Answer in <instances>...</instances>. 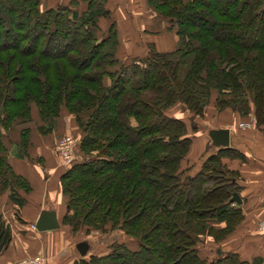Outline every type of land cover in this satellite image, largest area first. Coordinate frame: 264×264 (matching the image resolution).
I'll list each match as a JSON object with an SVG mask.
<instances>
[{"label":"trees","instance_id":"16d2710c","mask_svg":"<svg viewBox=\"0 0 264 264\" xmlns=\"http://www.w3.org/2000/svg\"><path fill=\"white\" fill-rule=\"evenodd\" d=\"M106 1L41 9V0H0V194L21 204L16 191L31 189L8 162L11 133L28 156L27 125L51 134L64 109L79 137L76 160L59 178L62 224L72 232L110 225L137 240L135 249L115 241L75 264H244L231 252L203 258L199 247L243 219L229 202L235 174L221 162L242 155L206 149L198 170H180L192 139L167 111L179 105L202 118L215 93L216 111L252 117L264 134V0H145L176 35V48L150 45L128 64L116 58L114 22L98 36L99 20L110 17ZM8 239L0 230V251Z\"/></svg>","mask_w":264,"mask_h":264},{"label":"crops","instance_id":"0c3cea01","mask_svg":"<svg viewBox=\"0 0 264 264\" xmlns=\"http://www.w3.org/2000/svg\"><path fill=\"white\" fill-rule=\"evenodd\" d=\"M70 1L41 0V9L67 5ZM134 4L137 6L132 7ZM75 9L82 12L85 5L79 2ZM106 9L110 11V17L108 20L100 19L99 26L106 30L110 23L116 24V58L121 62L128 64L136 58L145 57L150 45L158 52H171L176 48V35L167 31L166 21L152 15L145 0H107ZM215 97L216 94L212 93L211 101L201 119L202 125L197 128L196 133L186 126L192 143L187 156L180 164V170H198L200 158L206 149L208 154L218 152L211 145L208 132L227 129V149L237 151L242 157H224L221 162L235 174L236 193L240 204H232L241 210L243 219L234 231L221 241L215 242L212 237L205 238L203 258L211 260L212 253L216 255L231 252L237 254L244 264H264V232L258 230V222L262 217L261 206L264 202V134L253 126H240L251 123L252 117L240 118L230 110L216 111ZM167 115L181 120L183 118L179 105L170 108ZM78 134L73 117L65 111L60 113L51 134L41 135L36 127H32L28 156H24L20 151L18 135H11L8 142V162L13 171L29 183L31 189L28 192L16 191L24 200L21 204L10 197V192L0 194V230L9 233V239L0 251V264L17 262L39 254L45 257L46 264H75L79 259L91 256L88 252L86 257H81L76 245L88 242L91 247L92 241L74 239L62 224L67 206L61 193L59 178L66 168L60 163L55 145L57 140L67 135ZM45 212H53L56 215L58 229L38 232L34 228L39 216ZM215 227L223 228L225 224H215ZM99 247H102V244ZM218 250L220 253H217Z\"/></svg>","mask_w":264,"mask_h":264},{"label":"rangeland","instance_id":"374dc122","mask_svg":"<svg viewBox=\"0 0 264 264\" xmlns=\"http://www.w3.org/2000/svg\"><path fill=\"white\" fill-rule=\"evenodd\" d=\"M209 1L212 4H216L218 2V0H209ZM134 5H132V7H136L137 6V5H135V6ZM149 11L152 13V15L158 17V15L151 8H149ZM158 18H160V17H158ZM101 35H104V32L102 31V29L100 30V32H98V36L100 37ZM180 110H181V113H182V116H183L182 120L185 122L186 126H188V128L190 127L191 131L193 133H196L192 129V126H193V124H195L197 126V128L200 127L202 125V122H201L202 118H199V117L191 118V114L190 113L182 110L181 107H180ZM60 113L61 114L65 113V110L62 109ZM35 115H36V111L34 110L33 111V116H35ZM27 126H29L30 129L32 130V124L31 123L29 125H27ZM206 131H207V129H206ZM17 132L18 131H16V133ZM13 133H15V132H13ZM11 135H12V133H11ZM71 136H73V138L75 140V146H76L77 136L79 137V134L77 136L76 135H71ZM61 139L57 140L56 145H55V150H56L59 142L61 141ZM64 167L67 168V166H64ZM66 227L70 231V233L72 234V237L74 239H82V240L92 241L91 248H90V251H89V255H104V254H106L109 251V249L107 248V245L109 243H112V242H115V241L117 243H120V244L121 243L125 244L126 246H128L131 249H135L137 247V240L126 236L125 234H123L122 232H120L117 229H115V230L112 229L111 230L110 229V225H107V227H106V230H108V231H106V230L105 231H100V230H95L93 228H90V230H87L86 228H84V229L79 230L77 232H72L68 226H66ZM101 244H102V247H99V246H101ZM204 245H205L204 241H203L202 245H199V247H201L200 248V251H201L200 253H201L202 256L205 255V253L203 252L205 250L204 249L205 248ZM216 255H215V253L214 254L212 253L211 258L213 259Z\"/></svg>","mask_w":264,"mask_h":264},{"label":"water","instance_id":"95a60500","mask_svg":"<svg viewBox=\"0 0 264 264\" xmlns=\"http://www.w3.org/2000/svg\"><path fill=\"white\" fill-rule=\"evenodd\" d=\"M211 145L217 150L229 147V131L227 129H214L208 132ZM230 203L240 204V198L234 192L229 200ZM34 228L38 232L51 231L59 228L56 215L53 212H45L39 216ZM88 242H80L76 245V250L81 257H85L90 250ZM217 253H220L218 250Z\"/></svg>","mask_w":264,"mask_h":264},{"label":"built area","instance_id":"2783aa9c","mask_svg":"<svg viewBox=\"0 0 264 264\" xmlns=\"http://www.w3.org/2000/svg\"><path fill=\"white\" fill-rule=\"evenodd\" d=\"M241 127L249 128L251 123L241 124ZM56 153L59 157V160L63 166H69L76 160L75 155V140L73 136L67 135L61 139L59 142ZM261 220L258 222V230L264 232V202L261 206ZM4 264H46V259L43 255L39 254L32 257H27L17 262L4 263Z\"/></svg>","mask_w":264,"mask_h":264}]
</instances>
